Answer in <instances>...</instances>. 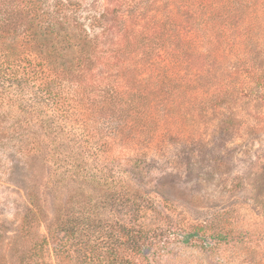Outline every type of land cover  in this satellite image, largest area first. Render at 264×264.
Here are the masks:
<instances>
[{
  "label": "rangeland",
  "instance_id": "obj_1",
  "mask_svg": "<svg viewBox=\"0 0 264 264\" xmlns=\"http://www.w3.org/2000/svg\"><path fill=\"white\" fill-rule=\"evenodd\" d=\"M71 1L0 137V264H264V0Z\"/></svg>",
  "mask_w": 264,
  "mask_h": 264
},
{
  "label": "trees",
  "instance_id": "obj_2",
  "mask_svg": "<svg viewBox=\"0 0 264 264\" xmlns=\"http://www.w3.org/2000/svg\"><path fill=\"white\" fill-rule=\"evenodd\" d=\"M72 4L71 0H0V137L8 132L10 136L13 132L16 135L12 121L25 113L24 95L30 86L39 81L37 88L41 94L52 95L47 72L55 70L51 56L58 52L54 43L48 44L53 36L64 33L70 20L66 11ZM91 18L96 20L95 16ZM79 40L72 44L69 41L68 45L82 54L91 43H96V38L92 39L87 32ZM8 121L11 128L6 125ZM127 232L136 244L133 250L140 252L139 231L131 228Z\"/></svg>",
  "mask_w": 264,
  "mask_h": 264
}]
</instances>
